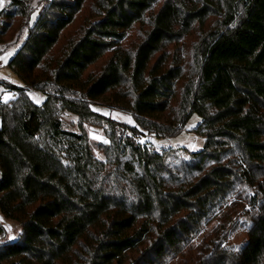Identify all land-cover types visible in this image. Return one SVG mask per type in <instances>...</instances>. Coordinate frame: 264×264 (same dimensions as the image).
Returning a JSON list of instances; mask_svg holds the SVG:
<instances>
[{"label": "trees", "instance_id": "trees-1", "mask_svg": "<svg viewBox=\"0 0 264 264\" xmlns=\"http://www.w3.org/2000/svg\"><path fill=\"white\" fill-rule=\"evenodd\" d=\"M9 1L0 43L20 19L28 37L9 62L25 86L0 82L15 94L0 99V211L20 228L0 242V264H161L168 256L264 264V0H96L100 20L62 62L49 58L88 0ZM160 2L152 31L129 54L120 46L126 32ZM214 17L220 22L210 26ZM109 53L103 73L92 74ZM30 88L46 94L42 105ZM102 98L135 126L92 110ZM64 111L99 124L105 160L86 134L66 128ZM192 113L206 142L181 177L168 163L174 148L150 151L141 139L177 135ZM238 203L252 216L242 251L213 243L192 253L202 217Z\"/></svg>", "mask_w": 264, "mask_h": 264}, {"label": "rangeland", "instance_id": "rangeland-1", "mask_svg": "<svg viewBox=\"0 0 264 264\" xmlns=\"http://www.w3.org/2000/svg\"><path fill=\"white\" fill-rule=\"evenodd\" d=\"M94 1L96 0H88L83 10L76 16L74 23L63 33L60 43L53 50L49 58H53V62H62L70 52L71 48L85 35L89 24L100 20L98 17L97 6ZM9 2V0H3V3L0 4V12L9 5ZM46 5L47 3H44L39 7V11L33 16L31 24L34 23L38 13H40ZM161 5L162 2L158 3V5H156L151 11L146 13L142 23L134 25L131 30L126 32V38L120 44L122 49L129 52L131 55L135 54L137 48L145 41L152 31V21L154 17L152 15L157 13ZM211 20L210 26L216 25L220 22V19L217 17H214ZM24 23V19L18 20V23L13 28V33L16 34L18 30L20 31V29H23ZM24 30L25 29L21 32L23 36L16 44H10L9 47H7V43H5L14 40V34H12L11 38L10 36L5 37L3 44L0 43V63H2V68H0V82L5 81L17 87H24L25 83L9 66V62L16 55L28 37V32ZM200 33H202V30L197 29V32L189 39L187 47L190 54H192L194 44L199 40L198 34ZM189 56L192 57V55ZM110 57L111 54H107L104 59L100 60L90 69L91 73H95L96 75L102 74ZM48 60H46V62ZM28 93L31 100L37 105H42L47 99L44 92L33 88H30ZM13 98H15V94L8 90L5 85L1 84L0 99L3 102H8ZM178 102L179 98L176 99L173 105H176ZM93 103L94 105H92L91 108L95 112L107 117H112L113 119L126 123L127 125L135 126L133 116L129 112H126L124 108H118V106H116L117 103L114 100L102 98ZM122 105L128 107L126 102L122 103ZM61 118L68 130L86 134L89 141L93 144L95 155L100 160H105V155L103 151L98 148L97 144L107 143L108 139L104 130L99 127L98 123H94L93 121H81L78 116L68 111L62 112ZM201 122L202 118L197 113H192L185 124L184 130L177 135L170 137H157L153 134L146 133L141 141L147 142L149 146H152L159 151L162 148H174V151L168 158V163L171 165L172 172L175 175L182 177L184 175L183 173L192 169L190 166L193 164L191 152L200 151L205 146L206 139L193 132V129H195ZM1 126L2 123L0 119V129ZM242 206L243 203H238L237 208L232 209L230 206L224 214L219 216L202 217L200 227L194 231L195 233L190 239L192 253H196L200 249L208 250L212 244L215 243L226 252L238 255L248 242L249 228L252 223V216H250L249 213H246V210L248 209L246 207L243 209ZM0 224L5 228V232L0 234V242L5 240H15L19 236L20 228L17 227L12 220L6 218L1 211ZM185 253H188V251ZM183 262L184 259L181 256L176 258H174V256H168L161 264H183Z\"/></svg>", "mask_w": 264, "mask_h": 264}, {"label": "built area", "instance_id": "built-area-1", "mask_svg": "<svg viewBox=\"0 0 264 264\" xmlns=\"http://www.w3.org/2000/svg\"><path fill=\"white\" fill-rule=\"evenodd\" d=\"M0 68H2V63H0ZM149 150L150 151H155V148L151 146Z\"/></svg>", "mask_w": 264, "mask_h": 264}, {"label": "snow or ice", "instance_id": "snow-or-ice-1", "mask_svg": "<svg viewBox=\"0 0 264 264\" xmlns=\"http://www.w3.org/2000/svg\"><path fill=\"white\" fill-rule=\"evenodd\" d=\"M3 3V0H0V4H2Z\"/></svg>", "mask_w": 264, "mask_h": 264}]
</instances>
